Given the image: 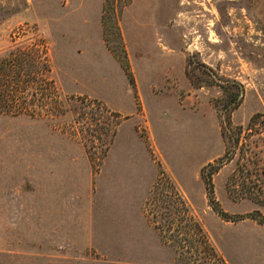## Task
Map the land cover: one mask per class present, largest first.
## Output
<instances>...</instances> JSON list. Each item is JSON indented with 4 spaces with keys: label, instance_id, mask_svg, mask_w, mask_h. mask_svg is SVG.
Here are the masks:
<instances>
[{
    "label": "rangeland",
    "instance_id": "rangeland-1",
    "mask_svg": "<svg viewBox=\"0 0 264 264\" xmlns=\"http://www.w3.org/2000/svg\"><path fill=\"white\" fill-rule=\"evenodd\" d=\"M27 25L60 110L0 113V264H192L159 171L217 255L193 264H264V226L221 218L199 175L227 150L217 206L264 213V0H0V53ZM210 76L242 84L228 125Z\"/></svg>",
    "mask_w": 264,
    "mask_h": 264
},
{
    "label": "trees",
    "instance_id": "trees-1",
    "mask_svg": "<svg viewBox=\"0 0 264 264\" xmlns=\"http://www.w3.org/2000/svg\"><path fill=\"white\" fill-rule=\"evenodd\" d=\"M30 33V36H27ZM26 36V37H25ZM11 44L0 53V113L10 115L24 114L27 116H43L47 113L58 112L59 109V90L50 76L49 59L46 52V45L43 38L37 33L33 25L16 28L15 33L11 35ZM191 58L186 60L187 65ZM199 66L206 68L212 73L211 68L203 62H197ZM185 74L191 84L196 85L197 81L192 77L188 68ZM207 83L215 82V76H210ZM129 84L131 81L129 79ZM219 85L225 94V100L222 103L224 116L221 121L224 125L229 124V113L238 105L242 94V84L234 79H223L215 82ZM105 111L113 113L105 107ZM118 121L115 122L117 124ZM115 129L107 130L110 136L114 134ZM107 146L98 151L86 149L87 156L93 162L92 154H96L94 159H99L105 152ZM92 153V154H91ZM230 158L228 151L225 150L215 163H208L207 166L201 167L199 171L200 178L203 182L205 196L211 208L223 219H241L250 217L257 223L264 226V213L258 209H253L245 213L229 216L225 211L217 206L213 196L212 182L210 174L215 171L224 161ZM162 182V183H161ZM163 183L168 187L169 194L175 202V209L179 223L176 227L177 235L186 234L191 239L189 246H179L180 252H187L190 255L188 262L196 263L202 259L217 257L214 249L208 242L199 223L189 214L186 204L174 184L159 171L155 181L150 188L151 197L159 191ZM264 205V200L256 199ZM161 237H164V230L155 226ZM194 242V243H193Z\"/></svg>",
    "mask_w": 264,
    "mask_h": 264
}]
</instances>
